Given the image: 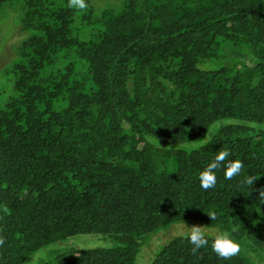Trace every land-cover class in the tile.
<instances>
[{"label": "trees", "instance_id": "obj_1", "mask_svg": "<svg viewBox=\"0 0 264 264\" xmlns=\"http://www.w3.org/2000/svg\"><path fill=\"white\" fill-rule=\"evenodd\" d=\"M95 1L0 0L29 33L0 106V264L92 234L112 246L39 264H137L192 222L216 229L208 246L194 256L178 234L151 264H264V205L240 182L264 186V0ZM221 149L244 170L205 191ZM225 230L242 249L228 260L211 249Z\"/></svg>", "mask_w": 264, "mask_h": 264}, {"label": "rangeland", "instance_id": "obj_2", "mask_svg": "<svg viewBox=\"0 0 264 264\" xmlns=\"http://www.w3.org/2000/svg\"><path fill=\"white\" fill-rule=\"evenodd\" d=\"M110 2L112 1L96 0L95 4L104 7ZM17 18L16 12L12 10H8L5 15L0 17V106L3 105L8 98L16 94L13 88L14 73L11 69L13 62L16 60L15 47L29 35L28 32H22L21 25L17 21ZM228 122L229 121H227V123ZM193 225L203 226L207 234H213L211 231L216 230L209 229L205 227L204 224L197 222L174 224L167 230L152 235L146 241L141 251H139L140 254L138 255L137 264H151V260L155 253H157L172 236L187 232L188 227ZM110 246H112L111 241L108 238H104L102 235H78L39 250L29 259L27 264H39L44 261H49L50 259L53 260L57 253L76 249Z\"/></svg>", "mask_w": 264, "mask_h": 264}, {"label": "clouds", "instance_id": "obj_3", "mask_svg": "<svg viewBox=\"0 0 264 264\" xmlns=\"http://www.w3.org/2000/svg\"><path fill=\"white\" fill-rule=\"evenodd\" d=\"M68 7L77 10H86L88 4L86 0H68ZM232 153L227 149H221L215 155L212 162H210L206 168H204L199 174L200 186L205 191L210 190L215 187L217 183V170L223 167L224 169V179L233 180L240 176L244 170V163L240 159H229ZM259 178L256 175H248L244 177L242 184L249 187L248 196H252L253 193H257L254 197L258 201L259 205H264V186L255 188ZM7 211V209H5ZM211 220L217 219V214L215 212H210L207 214ZM188 227V226H187ZM183 238L187 239L192 245L191 253L196 255L201 248L207 247L209 244V239L207 233L203 226L193 225L188 227L187 232H182ZM6 243V238L0 235V247H3ZM211 249L217 255V257L228 260L231 259L241 252V244L232 238L229 231L225 230L219 232L214 236L211 242Z\"/></svg>", "mask_w": 264, "mask_h": 264}]
</instances>
